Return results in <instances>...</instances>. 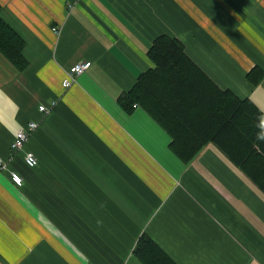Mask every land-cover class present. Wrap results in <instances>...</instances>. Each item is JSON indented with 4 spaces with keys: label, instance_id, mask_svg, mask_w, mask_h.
Instances as JSON below:
<instances>
[{
    "label": "crops",
    "instance_id": "obj_1",
    "mask_svg": "<svg viewBox=\"0 0 264 264\" xmlns=\"http://www.w3.org/2000/svg\"><path fill=\"white\" fill-rule=\"evenodd\" d=\"M26 64L0 51V264H144L149 236L176 264H264V193L213 142L187 162L119 96L155 67L163 34L222 90L264 113V0H0ZM91 61L69 87L75 63ZM41 104H54L48 113ZM38 122L22 150L14 132ZM32 151L35 166L24 153ZM22 176V184L11 172Z\"/></svg>",
    "mask_w": 264,
    "mask_h": 264
},
{
    "label": "trees",
    "instance_id": "obj_2",
    "mask_svg": "<svg viewBox=\"0 0 264 264\" xmlns=\"http://www.w3.org/2000/svg\"><path fill=\"white\" fill-rule=\"evenodd\" d=\"M24 40L2 17L0 51L23 68ZM148 56L155 67L141 73L118 102L127 112L142 106L172 137L170 148L189 161L207 142L215 143L264 193V113L248 98L220 89L189 57L184 44L166 34L156 37ZM264 72L247 78L257 84ZM134 254L144 264H176L149 236L142 234Z\"/></svg>",
    "mask_w": 264,
    "mask_h": 264
},
{
    "label": "built area",
    "instance_id": "obj_3",
    "mask_svg": "<svg viewBox=\"0 0 264 264\" xmlns=\"http://www.w3.org/2000/svg\"><path fill=\"white\" fill-rule=\"evenodd\" d=\"M91 65V61H79L75 63L69 70L66 72V76L62 80V85L64 87H69L71 84L74 83L77 76L87 70ZM54 104L51 105H44L41 104L39 106V110L48 113ZM38 126V122L36 121H29L26 127L18 128L14 132V137L10 145V150L12 153H16L19 150H22L25 142L27 141L30 133L35 130ZM24 161L28 166H35L37 164V157L32 151H26L24 153ZM7 163L0 159V168H6ZM11 179L18 185L22 184V176L17 172H11Z\"/></svg>",
    "mask_w": 264,
    "mask_h": 264
}]
</instances>
